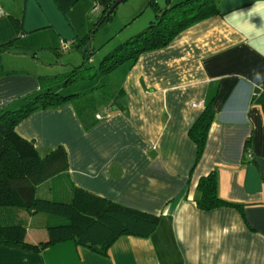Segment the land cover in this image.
<instances>
[{"label":"crops","instance_id":"1","mask_svg":"<svg viewBox=\"0 0 264 264\" xmlns=\"http://www.w3.org/2000/svg\"><path fill=\"white\" fill-rule=\"evenodd\" d=\"M216 6L166 46L141 53L119 78H102L94 67L87 93L39 108L15 127L41 156L62 147L64 172L75 186L158 215L153 232L121 235L107 255L72 240L36 253L0 244V264H264V0ZM0 7V44L13 41L1 55L11 66L0 69V110L18 109L47 89L82 91L71 84L53 90L49 80L58 82L60 74L46 68L61 62V41L84 58L88 44H77L81 32L66 12L76 19L91 6L62 12L53 0H0ZM45 29L54 34L50 40ZM207 103L215 116L195 162L188 132ZM211 171L219 197L240 209L197 207V183ZM41 197H51L49 186ZM29 233L28 227L25 239L32 242L47 236Z\"/></svg>","mask_w":264,"mask_h":264},{"label":"trees","instance_id":"2","mask_svg":"<svg viewBox=\"0 0 264 264\" xmlns=\"http://www.w3.org/2000/svg\"><path fill=\"white\" fill-rule=\"evenodd\" d=\"M53 1L62 12H66L78 0ZM114 1L95 0L94 6H98L96 11L100 13L95 26L112 18L114 10L106 13ZM216 3L217 0H179L160 5L156 0H147L146 5L153 7L154 20L108 52L96 71L106 78L117 69L129 68L141 53L166 46L186 26L212 16L217 10ZM90 39L89 33L77 42L81 44L86 40L88 44L84 49V60L68 73L60 75L64 85L93 77L95 68L86 65L91 51H94ZM12 48L13 41L0 44V56L11 52ZM87 92L88 89H85L61 95L47 89L18 109L0 110V244L19 246L36 253L57 242L72 240L90 247L98 254L107 255L108 248L121 235L147 237L159 223L158 215L118 204L75 186L64 172L67 163L62 147L41 156L31 140L16 132V125L31 112L58 105ZM261 94L253 100L260 99ZM214 116L212 104L207 103L189 129L188 135L196 144L195 162L203 153ZM46 180L50 182L40 186ZM38 186H49L51 197L39 196ZM197 193L195 202L200 210L241 208L219 197L214 171L200 177ZM38 212L46 215L47 237L36 242L28 241L25 234L30 218Z\"/></svg>","mask_w":264,"mask_h":264},{"label":"rangeland","instance_id":"3","mask_svg":"<svg viewBox=\"0 0 264 264\" xmlns=\"http://www.w3.org/2000/svg\"><path fill=\"white\" fill-rule=\"evenodd\" d=\"M161 2V0H159ZM86 0H78L72 7H80L82 9H91L88 13L86 14H80L77 16L76 19L72 18L70 15V12H66L68 18L72 19L74 24L77 25L79 28L78 30L81 32L80 36L83 38L87 34H91L90 41L92 42V47H93V52L91 51V54L89 55L90 59L89 62L87 61L86 65L87 66H93L97 68L99 65L101 59L111 50H114L117 48L120 44H122L124 41H126L127 38L130 36L140 32L142 29L137 30L138 28H145L150 21L154 20V10L151 5H146L147 0H123L120 2L117 7L114 9V12L112 14V18L104 22L103 24L99 26H95V21L97 19V16H99V11H95L93 13V8H94V3L95 0H93L90 3V6L88 4H85ZM71 7V8H72ZM69 8V10L71 9ZM67 10V11H69ZM150 20V21H149ZM130 22V23H128ZM133 28L131 31L130 29ZM95 29V30H94ZM135 31V32H134ZM134 32V33H132ZM42 33L47 36V40H50L53 37V33L51 30L45 29L42 31ZM85 34V35H84ZM93 35V37H92ZM19 40V39H18ZM26 38L20 39L19 42L24 43L26 42ZM36 42H39L38 39H36ZM17 42L19 45L21 43ZM70 51L67 53L66 51ZM66 51H63L61 48L59 50V61L61 62H54L53 66H48L46 69L52 70L54 69V73H58L60 75L64 73H68L70 70H72L71 66H77L79 65L83 60V55L80 51H77L76 48L73 46L68 47ZM37 54V52H36ZM42 55L45 56L44 52L41 53ZM3 56L0 57V69H8L10 68V64L6 60V58H2ZM74 60L71 61L69 60L70 66L66 64L68 59ZM73 58H76L73 59ZM74 62V63H73ZM93 62V63H92ZM16 67H11V68H19V70H33L29 67H24L21 65H15ZM122 70H124L122 68ZM122 74L121 69L115 70L109 78H119ZM49 84H51L53 90H58L62 89L61 84L62 81L58 80V82H54V80H49ZM58 84V85H57ZM91 81L90 79L87 78H82L81 80L79 79L76 82H72L71 86H68V89L71 90H80L84 88H88L91 86ZM34 98V97H32ZM45 187H41L38 191L39 196H43ZM30 226H29V231L30 234L34 235L36 239L40 238H45L44 233L46 232L45 228V214L38 212L35 215L31 217L30 221ZM47 237V236H46Z\"/></svg>","mask_w":264,"mask_h":264},{"label":"built area","instance_id":"4","mask_svg":"<svg viewBox=\"0 0 264 264\" xmlns=\"http://www.w3.org/2000/svg\"><path fill=\"white\" fill-rule=\"evenodd\" d=\"M96 10H98V6H94L93 11H96ZM1 12H2V10H1V7H0V13H1ZM67 47H68V44H67L65 41H61V42H60V48H61L62 50H66ZM261 93H262V92H260V90H257V91H254L252 94H253V96L257 97V96H259Z\"/></svg>","mask_w":264,"mask_h":264},{"label":"water","instance_id":"5","mask_svg":"<svg viewBox=\"0 0 264 264\" xmlns=\"http://www.w3.org/2000/svg\"><path fill=\"white\" fill-rule=\"evenodd\" d=\"M123 0H115L112 4H111V6H110V8L108 9V12L106 13V14H109L112 10H114L116 7H117V5L120 3V2H122Z\"/></svg>","mask_w":264,"mask_h":264},{"label":"clouds","instance_id":"6","mask_svg":"<svg viewBox=\"0 0 264 264\" xmlns=\"http://www.w3.org/2000/svg\"><path fill=\"white\" fill-rule=\"evenodd\" d=\"M233 15H236V14H233ZM260 19H261L262 22H264V14L261 15Z\"/></svg>","mask_w":264,"mask_h":264}]
</instances>
